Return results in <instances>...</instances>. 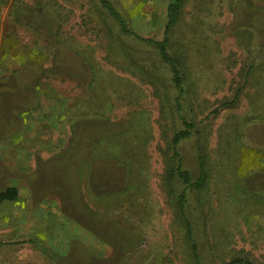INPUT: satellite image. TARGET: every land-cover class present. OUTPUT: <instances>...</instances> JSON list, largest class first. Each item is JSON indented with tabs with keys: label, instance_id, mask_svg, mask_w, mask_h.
<instances>
[{
	"label": "rangeland",
	"instance_id": "rangeland-1",
	"mask_svg": "<svg viewBox=\"0 0 264 264\" xmlns=\"http://www.w3.org/2000/svg\"><path fill=\"white\" fill-rule=\"evenodd\" d=\"M109 1L135 34L163 39L172 0ZM200 21L207 29L198 42H212L186 50L179 42ZM260 21L241 0H186L175 36L188 66L182 114L197 123L179 149L194 180L207 156V186L188 209L206 264L238 252L264 264V67L247 84V55L233 33ZM171 79L155 48L121 33L99 0H0V195L18 191L0 201V264L117 262L125 250L113 254L94 234L104 223L129 247L139 223L138 249L184 264L163 181L184 128ZM222 154L232 162L221 163Z\"/></svg>",
	"mask_w": 264,
	"mask_h": 264
},
{
	"label": "trees",
	"instance_id": "trees-1",
	"mask_svg": "<svg viewBox=\"0 0 264 264\" xmlns=\"http://www.w3.org/2000/svg\"><path fill=\"white\" fill-rule=\"evenodd\" d=\"M101 6L107 10L110 14L112 19H114L118 26L121 33L133 36L135 39L147 43L148 45L155 48L161 62L165 64L171 73V81L173 84L174 89L177 91V95L174 99V107L172 106L173 110H175L178 116H181L184 128L175 132L173 139L170 143V147L168 148V158L167 160V175L165 171V179L167 178V188L169 189V194L171 196V209L172 207L175 209V224H177V232L175 233V237L177 240V245L179 249H182L187 258L184 260V264H206L204 261L203 251L201 248L200 243L196 239V230L194 226V222L189 215V196L192 195L196 189L201 190L205 185L207 186V180L209 177L208 170H207V156L203 157L201 155L199 159V177L197 180H194L190 171L185 169V164L183 157L180 152V145L183 141L190 139L196 129L197 123L188 120L186 117L183 116V108L188 99L189 94V86H188V78H187V64L184 62L182 49L179 48L177 50H173L174 42H179L181 40L177 39L176 37L179 30L180 22L182 20V14L184 10V6L186 0H172L167 8V22L164 31V37L162 40H154V39H146L142 38L138 34H135L129 27L126 19L123 15L115 9L113 4L109 0H99ZM238 1V0H235ZM245 2L248 7L255 8L259 11V15L261 21L259 23V28H255V24L249 26L244 25L240 28L233 27V33L240 34V40L238 42V46L246 53L247 61H248V68L246 69V78L247 84L250 83L251 78L258 69L260 70L264 67V0H241V3ZM235 3V2H234ZM203 21L199 22V25H195L194 23L187 27L186 32V41L183 45L179 42V44L184 47L186 50H192L195 48L197 43L202 47H205L207 44L212 42L211 38H205V41L209 43L204 44L203 42H198L200 39L197 38L198 36H204L206 33V29L203 27ZM211 28V27H210ZM235 29V30H234ZM261 30V33H259ZM194 36V37H191ZM188 39V40H187ZM212 44L209 45L208 49H212ZM186 70V71H185ZM149 73V77L154 79V74L152 72L146 71ZM156 83H162L160 78L155 77ZM159 87V86H154ZM155 95H159L158 92L155 91ZM242 95V90H240L237 94L233 102H237L240 100ZM170 96V95H169ZM221 111V106L214 110L215 114H218ZM175 114V115H176ZM100 119V114L98 111L93 112L92 118ZM251 121L252 118L247 119V122ZM238 127L236 129L241 130V122H237ZM139 135H136V137ZM138 138H136L137 140ZM239 137H236V141ZM132 149L134 150V157L135 160H138L142 163L143 159L141 154H139V150L137 149L136 143L133 142ZM132 150V151H133ZM143 150V149H142ZM233 151V149L231 150ZM106 155L104 156L105 159H110L108 151L105 150ZM111 153V152H110ZM143 156H145V150H143ZM227 159L229 162H232V154L226 157V154H222L221 163L225 162ZM138 166V165H137ZM141 171V168H139ZM263 169H261L262 171ZM139 171V174H140ZM236 175V174H233ZM248 175L244 177L247 178ZM177 183L182 186L181 192L177 193L176 185ZM165 186V183H164ZM166 188V187H165ZM18 196V191L16 188H9L5 192L0 195V201H12L15 200ZM258 196V195H257ZM135 207V204H133ZM138 215H143V211L137 212ZM122 216V215H121ZM134 236L129 238L131 239L129 244L131 247L127 246L126 243L119 242V234L117 230L112 227L103 224L102 229L100 230L101 234H99V229L94 234L99 237L106 246L112 248L113 254L125 250V254L118 259V256L114 257L117 262L113 260H105L104 264H176L175 258L156 250L155 248L147 247V249H138V242L141 240L143 235V231H141L139 223L137 227L134 226ZM134 241V243H133ZM5 244L0 243V246ZM120 245V248H119ZM160 254V255H154ZM245 254H241L240 252L234 253L231 255L228 261L224 262H216L217 264H260L256 261L250 259ZM107 261V262H106Z\"/></svg>",
	"mask_w": 264,
	"mask_h": 264
}]
</instances>
